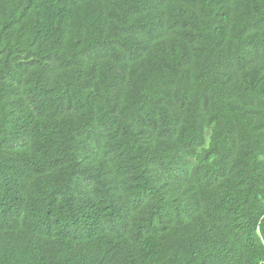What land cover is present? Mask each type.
Masks as SVG:
<instances>
[{
	"label": "trees",
	"instance_id": "trees-1",
	"mask_svg": "<svg viewBox=\"0 0 264 264\" xmlns=\"http://www.w3.org/2000/svg\"><path fill=\"white\" fill-rule=\"evenodd\" d=\"M0 264H264V0H0Z\"/></svg>",
	"mask_w": 264,
	"mask_h": 264
}]
</instances>
